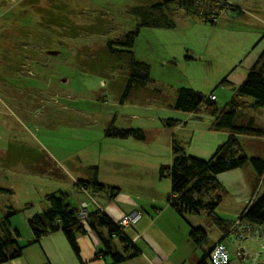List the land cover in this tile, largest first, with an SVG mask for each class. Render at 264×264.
<instances>
[{
  "label": "rangeland",
  "instance_id": "rangeland-1",
  "mask_svg": "<svg viewBox=\"0 0 264 264\" xmlns=\"http://www.w3.org/2000/svg\"><path fill=\"white\" fill-rule=\"evenodd\" d=\"M157 1L0 0V219L32 215L36 206H48L47 193L65 191L76 206L81 196L78 181L95 176L105 187L118 188L125 198L142 202L152 193L162 198L170 182L159 177L158 168L171 162L172 138H185L186 149L192 151L194 146L200 153L198 143L213 131L193 134L194 123L201 122L173 108L175 90L190 87L206 95L212 92L218 107L231 99V82L220 81L229 80L228 72L255 44L258 49L264 46V0H232L241 11L221 12L214 24L177 9L171 16L172 27L139 26L134 58L148 65L151 81L129 93L124 71L111 72L97 64L94 71L83 69L75 54L80 47L93 48L109 36L134 29L139 19L128 8ZM54 11L71 23H88L97 17L103 33L63 36L62 27L50 20ZM37 25L40 31L32 33ZM197 113L204 120V130L212 115L204 109ZM252 115L253 126L264 129V108ZM168 118L179 123L169 127ZM111 126L139 129L143 138L106 135ZM246 137L244 153L264 160V137ZM91 189L87 190L90 197L82 193L90 209L108 200L104 190ZM263 192L264 185L257 181L255 196ZM225 195L215 212L235 220L245 206H236ZM185 217L205 230L202 246L220 238L219 228L207 222L203 211ZM245 229L240 228L242 235ZM232 239L238 241L234 235L224 240L234 250ZM238 243L264 254V241L246 234ZM240 260L233 251L230 264H242Z\"/></svg>",
  "mask_w": 264,
  "mask_h": 264
},
{
  "label": "trees",
  "instance_id": "trees-1",
  "mask_svg": "<svg viewBox=\"0 0 264 264\" xmlns=\"http://www.w3.org/2000/svg\"><path fill=\"white\" fill-rule=\"evenodd\" d=\"M177 9L199 15L204 21L211 24L215 23L221 12L241 11L239 7L232 3V0H160L149 5L131 6L128 10L134 17L139 19L137 26L120 35L107 37L99 46L93 48L89 45L80 47L75 54L83 69L94 71V65L97 64L111 72L117 69L124 71L127 74L126 92L128 93L134 87L146 85L151 81L148 65L145 62L136 60L133 52V44L139 32V26L172 27L174 22L171 16ZM50 17V20H53L51 22L62 27L61 34L63 36L78 37L103 33L100 22L95 20L97 17L88 23H71L68 20L69 17L67 19L66 15L62 16L61 13H55V11ZM47 21H49V18ZM23 29L31 31L26 27H23ZM36 30L40 31V25L34 27L32 33H35ZM88 59L90 60L87 62ZM93 61L97 63L93 64ZM113 62L116 63L113 64ZM223 82L229 81L222 79L220 83ZM230 84L234 89V95L220 107L215 104V98H209L211 94L206 95L190 87H178L175 90L173 108L185 112L209 110L213 116L210 128L225 130L228 136L207 159L189 155L185 151L184 144L172 138L171 162L161 164L158 168L159 177L169 179L170 189L165 199L175 212L184 216L186 213L197 214L203 211L206 220L219 228L223 239L218 242L226 245L230 255L227 264H230L234 250L229 248L224 239L237 233V227L242 222L264 224V192L253 197L233 221L221 218L215 212L222 193L225 192V189L216 178L218 173L241 167L249 162L257 174L258 181L264 185V160L258 156H247L237 138L238 134L264 136V129L253 126L254 119L252 117L248 120H245V117L242 121L239 119L241 114L242 116L245 115L244 112L241 113L244 106H248L247 102L241 100V98L249 97L252 99L253 101L250 104L252 107L264 106V50L250 67L244 79L238 85ZM165 123L170 127L179 122L176 119L168 118ZM112 127L105 129L106 135L121 138L128 136L143 138V135L138 132L139 129ZM77 184L78 187L84 189L91 187L92 191L104 190L109 198H113L119 192L116 187H105L103 183L97 180L96 176L88 181L79 180ZM45 199L48 207L41 212L33 213L27 220L35 240L49 232L61 230L77 253L78 245L75 234L86 232V227H88L97 234L103 245L100 254L108 255L113 263H119L139 253L133 241L125 235L123 225L118 220L111 219L100 207L96 206L94 209L89 210L87 206V217L82 220L78 216L81 204L78 208L72 206L67 200L66 192L47 193ZM3 228L10 230L7 215L0 219V229ZM189 236L195 244L200 246L202 240L206 238V233L200 226L191 227ZM115 240L119 241L120 249L115 246ZM22 247L11 232L1 235L0 263L20 256ZM211 248L210 246L207 250L202 251V255L194 264H212L209 258ZM262 256L258 261H262L260 264H264ZM239 258L242 264L252 263L249 261L251 255L246 259H242L241 256H238Z\"/></svg>",
  "mask_w": 264,
  "mask_h": 264
},
{
  "label": "crops",
  "instance_id": "crops-1",
  "mask_svg": "<svg viewBox=\"0 0 264 264\" xmlns=\"http://www.w3.org/2000/svg\"><path fill=\"white\" fill-rule=\"evenodd\" d=\"M256 45L253 46L254 50L245 53L242 59L238 61L239 63L228 72L230 78L227 81L238 85L244 79L250 67L264 50V46L258 49L255 48ZM209 94L214 95L212 92H209L207 95ZM216 98L215 96L214 101ZM241 100L246 101L248 106H244L241 113L244 112L245 115L242 116L241 114L239 119L242 121L245 117V120L252 117L255 121L252 111L264 108V106L252 107L250 104L253 100L249 97H243ZM188 115V118L193 117L191 118L193 121L201 122L198 126L194 123L192 132L195 136L196 134L201 136L205 133V129L210 130V132L213 131V134L204 137L198 143L200 153H196L194 146L192 147V151L187 150L185 147V151L189 155L207 159L213 154L216 147L226 140L228 133L225 130L211 129L210 125L213 119L211 121L208 119L206 127L202 130L204 120L200 118L199 114L197 112H188ZM211 117L213 118V116ZM191 126L193 127V123ZM193 134L189 136V146L191 145L193 138L191 136ZM246 136L243 134L237 135L241 146L245 142V139H249ZM184 139H178V141L184 144ZM216 178L225 189V197H229L236 206L240 203L246 206L256 194L258 178L254 168L248 162L241 167L220 172L216 175ZM78 188H80L79 192L81 193V196L78 197V204L75 206L69 203L78 208L81 203L86 202L89 208L90 203L83 198L82 193L86 192L89 197L91 194L87 192L88 189ZM165 198L166 195L161 198L159 194L152 193L146 200L140 202L130 197H122L118 192L113 198H108L103 203L98 202L95 205V207L98 206L103 209L115 221H119L123 214L133 211L141 212L140 218L134 224L123 225L125 235L133 241L139 250V253L134 257L125 259L119 263H113L108 255L104 256L100 254L103 245L97 234L88 227H86V232H77L75 234L78 245L77 253L73 250L61 230L49 232L35 240L27 221L31 216L28 213L25 215V218L19 214L8 220L10 230H6L5 233L9 234L11 232L19 245L23 247L20 256L0 264H194L202 255V251L207 250L210 246L212 247L216 242L223 239L222 233L219 230L220 238L210 246L195 244L189 236L190 228L195 225H192L189 221L187 222L185 214L181 216L175 212L167 204ZM47 207L39 205L32 212H41ZM95 207L89 208V210ZM19 211L20 209L13 210V212ZM226 219L233 221L228 218ZM5 233L0 232V236ZM115 246L117 249H120L118 240H115Z\"/></svg>",
  "mask_w": 264,
  "mask_h": 264
},
{
  "label": "built area",
  "instance_id": "built-area-1",
  "mask_svg": "<svg viewBox=\"0 0 264 264\" xmlns=\"http://www.w3.org/2000/svg\"><path fill=\"white\" fill-rule=\"evenodd\" d=\"M209 98L214 99L215 96L211 94ZM78 216L82 220H84L87 217V203L86 202H83L81 204L80 210L78 212ZM140 216H141V213L139 211H133L131 213L123 214L121 218L119 219V223L121 225L134 224L140 218ZM239 225L240 226L237 227L238 232L231 235V236L234 235L236 240L238 238V241H239L241 237L246 236L247 234L248 237L249 236L253 237L257 241H264V224H252V223L250 224V223L242 222ZM241 227L246 228L243 232L244 233L243 235L242 233H240L242 232L240 231ZM232 241L236 243V246L234 249L235 253L238 256H241L242 259H246L247 257L251 255V259H252L251 264H256L259 261V258L262 256V252H258V253H256V251L249 252L245 250L239 243L237 244L238 241H235L234 239H232ZM262 257L264 258V254ZM209 258L212 264H227L230 260V255H229V251L226 248V245L221 242L215 243L210 250Z\"/></svg>",
  "mask_w": 264,
  "mask_h": 264
}]
</instances>
